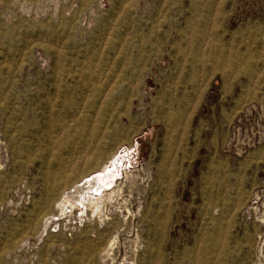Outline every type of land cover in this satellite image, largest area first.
<instances>
[{"label":"rangeland","instance_id":"rangeland-1","mask_svg":"<svg viewBox=\"0 0 264 264\" xmlns=\"http://www.w3.org/2000/svg\"><path fill=\"white\" fill-rule=\"evenodd\" d=\"M0 264H264V0H0Z\"/></svg>","mask_w":264,"mask_h":264},{"label":"bare ground","instance_id":"bare-ground-1","mask_svg":"<svg viewBox=\"0 0 264 264\" xmlns=\"http://www.w3.org/2000/svg\"><path fill=\"white\" fill-rule=\"evenodd\" d=\"M102 137H103V135H102ZM99 143H101V141H100ZM81 152L83 153L84 150L81 149L80 151H78V153H81ZM81 156H82V155H81ZM79 157H80V156H79ZM102 180H103V179H102ZM100 187H101V186H100ZM103 190H104V189H103ZM111 194H112V193H110V195H111ZM93 199H94V198H93ZM110 199H111V198H110Z\"/></svg>","mask_w":264,"mask_h":264}]
</instances>
